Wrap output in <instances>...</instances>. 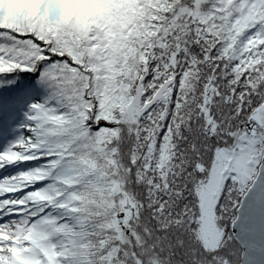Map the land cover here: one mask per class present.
<instances>
[{
  "label": "snow or ice",
  "instance_id": "obj_1",
  "mask_svg": "<svg viewBox=\"0 0 264 264\" xmlns=\"http://www.w3.org/2000/svg\"><path fill=\"white\" fill-rule=\"evenodd\" d=\"M258 184L264 0H0V264H252Z\"/></svg>",
  "mask_w": 264,
  "mask_h": 264
},
{
  "label": "water",
  "instance_id": "obj_2",
  "mask_svg": "<svg viewBox=\"0 0 264 264\" xmlns=\"http://www.w3.org/2000/svg\"><path fill=\"white\" fill-rule=\"evenodd\" d=\"M261 186L241 201L240 225L235 229L236 239L246 258L252 264H264V206L259 202Z\"/></svg>",
  "mask_w": 264,
  "mask_h": 264
},
{
  "label": "trees",
  "instance_id": "obj_3",
  "mask_svg": "<svg viewBox=\"0 0 264 264\" xmlns=\"http://www.w3.org/2000/svg\"><path fill=\"white\" fill-rule=\"evenodd\" d=\"M17 80H18V82L35 84V77L31 73H22V74H20V77L17 78ZM35 95L37 98H40V96L42 95V91L39 88H37ZM13 119L19 121V119H22V114H18ZM7 121L8 120L6 119L5 123Z\"/></svg>",
  "mask_w": 264,
  "mask_h": 264
},
{
  "label": "rangeland",
  "instance_id": "obj_4",
  "mask_svg": "<svg viewBox=\"0 0 264 264\" xmlns=\"http://www.w3.org/2000/svg\"><path fill=\"white\" fill-rule=\"evenodd\" d=\"M4 137H6V136H4Z\"/></svg>",
  "mask_w": 264,
  "mask_h": 264
}]
</instances>
